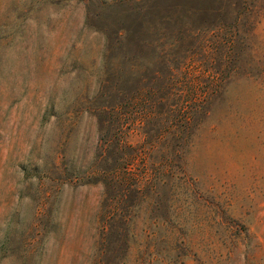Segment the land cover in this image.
Instances as JSON below:
<instances>
[{
	"label": "rangeland",
	"instance_id": "1",
	"mask_svg": "<svg viewBox=\"0 0 264 264\" xmlns=\"http://www.w3.org/2000/svg\"><path fill=\"white\" fill-rule=\"evenodd\" d=\"M0 264H264V0H0Z\"/></svg>",
	"mask_w": 264,
	"mask_h": 264
}]
</instances>
